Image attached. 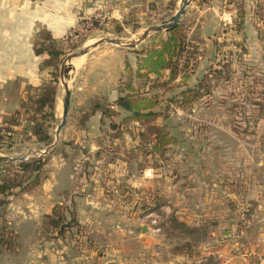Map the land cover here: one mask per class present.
Listing matches in <instances>:
<instances>
[{"label":"rangeland","instance_id":"374dc122","mask_svg":"<svg viewBox=\"0 0 264 264\" xmlns=\"http://www.w3.org/2000/svg\"><path fill=\"white\" fill-rule=\"evenodd\" d=\"M196 1L191 0L188 7L193 5L192 8L180 20L183 21L187 37L195 39L193 41L201 46L202 40H206V34L201 27L202 17ZM132 2L131 10L122 20L108 14L105 18H96L97 24L93 25L92 19L86 31L72 38L71 42L78 46L66 48V54L59 63L55 109L46 107L45 112L38 116L41 135H48L49 139L41 140L34 131V122L28 118L31 110L22 108L20 116L14 113L8 120H15L9 124L20 123V130H12L9 137L5 135V141L0 146V157L16 160L0 161V179L4 178V174L16 177L18 163L23 159L43 158L44 165L38 176L24 174V178L28 176L26 189L14 188L10 194L0 195V199L6 200L0 205V223L7 225L10 241L13 242L11 249L0 244V264L7 254L16 257L19 252L20 260L12 259L11 263L47 264L49 240L60 238L65 241L68 237V240L79 243L87 230H84L86 225L83 220L88 215H91L92 227L99 226V230L103 227L102 232H98L100 235L108 230V223L145 224L152 228L155 236L169 237L173 243L177 242L174 244L176 249L188 253L198 248L200 243L206 242L210 236L209 226L195 222L221 220L224 223L223 229L227 231L225 235L234 236L240 244H244V248L253 251L252 256L256 262L259 260L264 264V0L254 1L252 19L247 22L248 26H245L243 18L249 6L244 8L243 0H220L217 10L213 11L217 25V35L212 38L213 51H199V56L210 55L206 65L200 68L198 60L185 81L175 80L168 87H155L148 94H144V91L138 93L152 97L159 95L160 104L156 109L160 115L152 121L163 127L169 139L163 149L149 152L148 141L144 142V138L139 135L142 122L131 118V112L124 114L119 111L111 118L103 117L102 129L96 137L100 148L91 150L76 143L71 133L67 136L65 134V129L79 123L81 118V108L70 106L68 119L57 138L56 130L62 119L65 94L61 68L64 63L72 67L68 81L71 90L75 74L73 63L79 65V56L71 60L68 56L101 39L138 41L148 27L170 22L182 4V0ZM230 15H237L240 19L231 22ZM168 35L167 29L152 31L140 43H143L142 48H146ZM102 44L126 47L110 42ZM49 68L52 71L53 68ZM125 80L128 81L129 76ZM187 89H193L194 92L184 95ZM196 90L198 96L194 97ZM185 96L191 100L186 101ZM112 123L119 126L118 129L112 127ZM135 140L137 144L133 143ZM58 154L66 158L70 169L72 167L77 171L78 183L84 173L94 177L90 186L98 188L96 198L101 207L90 213H79L76 200L69 197L65 201L64 191L60 192L58 201H65L69 206L64 214L66 219H72V214H75L77 224L65 234L50 238L53 234L45 230L48 227L46 215L49 213L41 215L39 223L34 220L20 222L19 228L17 224L9 222L7 208L11 205L13 209L11 203L20 195V201L26 202L25 206L20 207V217L26 213L32 214L31 207L27 206L36 198L37 193L32 191L44 182L52 187L54 174H59L57 166L60 162L63 164L65 159L62 161L58 158L55 173H50L47 165L50 158ZM146 159L153 165H162L170 176L178 175L179 197L182 200L179 208L168 207L170 202L167 199L171 196L160 195L156 190L145 191L144 186H137L130 180L128 176L132 174L131 168L136 165L132 161L138 164L144 163ZM118 161L116 169L114 165ZM122 161L128 163L123 164ZM214 181L219 189L226 188L229 194L220 193L216 209L208 212L207 207L212 205V201L208 202L207 189ZM199 185L201 190L193 189ZM24 193L30 195L24 197ZM173 200L176 201V197ZM198 203L201 207L197 206ZM34 222L38 225L35 226ZM33 235H37L41 242L23 244L25 240H32ZM220 237H224L222 231Z\"/></svg>","mask_w":264,"mask_h":264},{"label":"crops","instance_id":"0c3cea01","mask_svg":"<svg viewBox=\"0 0 264 264\" xmlns=\"http://www.w3.org/2000/svg\"><path fill=\"white\" fill-rule=\"evenodd\" d=\"M254 1L243 0L244 8L249 6L243 18L246 21L245 26H248L247 22L252 19ZM196 2L199 15L202 17L201 27L206 34V40H202L200 50L209 53L214 47L212 38L217 35L213 11L217 10L220 0H197ZM132 4V0H0V126H10L15 132L20 130V123L9 124L8 120L20 109L22 101L28 95V90L41 85L50 77L51 69L42 67L47 53H37L34 46L35 39L41 30H48L54 38L63 39L70 36L83 19L103 14L107 8H109L106 11L107 14L122 20L131 10ZM192 6L190 5L191 8ZM190 7L187 8L186 14ZM239 19L237 15H230L231 22ZM142 47L143 43L133 48L102 44L92 47L85 55L77 57L80 63L79 65L73 63L75 74L70 106L75 109L81 108L79 114L82 115L87 110L88 101L92 97L99 96L115 103L113 107L118 111L128 114V110L116 104L117 87L125 74L127 62L133 67L137 66L143 55L140 52ZM209 56H200V68L206 65ZM150 76L154 77V75ZM176 80L179 81L181 78ZM102 119V112L97 111L85 124L75 123L70 129H65V134L67 136L71 133V136L76 138V143L82 144L83 147L91 150L98 149L100 143L96 137L102 129ZM117 142L121 141L117 140ZM133 143L137 144L136 140ZM58 158L65 160L63 164L61 162L58 164L59 169L56 168L59 174L57 176L54 174L55 181L52 182L49 178L52 187L44 182V185L32 191L37 193L34 202L27 205L31 207L32 214L26 213L20 217V207L26 204L20 201V195L11 203L13 209L11 205L7 208V217L11 224H17L20 228V222L34 220L39 223L41 215L52 212L54 205L59 202L62 191H70L69 196L76 200V209L79 213H90L101 207L96 198L98 188L90 186L94 177L84 173L80 176V183H78L77 171L68 167L66 158L61 154L50 158L47 165L50 167V173L57 172L55 165ZM119 162L114 165L116 169ZM122 163L128 162L122 161ZM132 163L136 165L131 168L132 174L128 177L134 184L144 186L145 191L156 190L160 195L171 196L167 199L170 202L168 207L179 208L182 200L179 197L180 180L177 174L170 176L162 165H153L147 159L144 163L137 164L133 161ZM193 189L198 191L201 187L199 185ZM207 190L208 202L212 201V205L207 209L211 212L216 209L217 196L220 193L229 194V192L226 188L219 189L215 181ZM29 195L23 194L24 197ZM174 197L176 201L173 200ZM199 205L200 203L197 206L201 207ZM35 222L33 224L37 226ZM83 222L86 225L84 230H87L79 243L68 240V237L65 241L60 238L49 240L47 264H262L259 260L256 262L252 256L253 251L244 248V244H240L234 236L227 237L225 235L227 231L223 229L224 223L217 219L195 222L201 226H209L210 236L191 253L183 250L176 251L174 244L177 242L173 243L172 239L164 235L155 236L152 228L145 224L138 226L134 222L108 223V230L103 233L104 235H100L98 232H102L103 227L102 230H99V226L92 227L91 215L85 216ZM220 231L223 232L224 237H220ZM33 236L32 240H25L23 244L41 242L37 235ZM12 259L20 260V252L16 253V257L7 254L1 264H13Z\"/></svg>","mask_w":264,"mask_h":264},{"label":"trees","instance_id":"16d2710c","mask_svg":"<svg viewBox=\"0 0 264 264\" xmlns=\"http://www.w3.org/2000/svg\"><path fill=\"white\" fill-rule=\"evenodd\" d=\"M96 18H93L92 24H97ZM79 27H76L72 33L79 34ZM169 35L163 37L159 42L151 43L149 47L143 48L140 52L143 54L136 67L131 66L129 62L126 64L125 74L120 79L117 87L118 97L116 104L120 107L131 112V118L142 122V129L139 132L145 141H148L149 152L163 149L168 143L166 133L163 127L153 123L160 112L156 107L160 104L159 95L154 97L148 95H138L139 92L144 91V94H148L150 90L155 87H168L171 82L175 81L181 76L182 81H185L190 77L191 71L194 70L196 63L200 56V46L193 40L187 37L184 29L183 21L180 20L178 24L168 29ZM72 38L67 36L63 39H57L52 36L48 30H41L35 39L34 46L37 53H47V57L44 60L42 67H51V76L48 80L44 81L37 87H31L28 90V96L25 98L20 106V109L16 111V116L22 114V108L31 110L29 113V119L34 122V131L41 140H47L50 137L48 135H41V127L39 126L38 116L44 113L46 107L55 109L56 96H57V83H58V66L62 58L66 54V48L77 47V43L71 42ZM150 75H154L151 77ZM129 76V80H125V77ZM141 81V83H140ZM193 89H187L184 91V95ZM194 92V91H193ZM198 96V91H195L194 97ZM186 98V99H185ZM186 101H190V97H184ZM108 100L104 97L95 96L92 97L87 103V110L79 118L80 124H85L86 121L95 112L101 111L103 117H113L118 114V110L114 108L115 103H108ZM15 120L12 119L13 123ZM38 126V127H37ZM112 127L118 129L119 126ZM114 128V129H115ZM12 132L10 127L0 126V146L5 141V135L10 136ZM153 138V139H151ZM8 163V162H2ZM44 159L38 158L35 160H22L18 163L19 169L15 172L16 177H9L4 174V178L0 179V195L10 194L14 188L26 189L25 184L28 176L24 178V174L29 173V176H38L39 172L43 169ZM14 174V173H13ZM12 175V176H15ZM68 191L64 192V200L70 197ZM5 198L0 199V205L5 202ZM65 201H59L53 207L51 213L47 214L48 229L50 232L49 237H58L65 234L69 228L77 224L75 214H72V219H66L65 211L69 209V206ZM72 209V207H71ZM73 211V210H72ZM74 212V211H73ZM43 229V228H42ZM4 222L0 223V244L5 245V248L11 249L12 241H10V231ZM13 235V233H12ZM176 251L180 252L179 249Z\"/></svg>","mask_w":264,"mask_h":264},{"label":"water","instance_id":"95a60500","mask_svg":"<svg viewBox=\"0 0 264 264\" xmlns=\"http://www.w3.org/2000/svg\"><path fill=\"white\" fill-rule=\"evenodd\" d=\"M190 2H191V0H182L181 6L179 7L178 11L173 15L170 22L163 23L160 25H153V26L148 27L144 31V33L141 35V37L139 38L138 41L124 42L123 40H121L119 38L101 39V40H98L97 42H95L94 44H92L91 46H87V47H84L82 49H79L78 51L73 52L72 54H70L68 56V59L71 60L74 57L83 55V54L88 52L90 47L97 46V45L102 44L104 42L121 44V45H124L126 47L133 48L137 44H139L142 40H144L150 34V32L161 31L163 29L168 30V29L172 28L173 26H175L176 24H178L181 17L186 13L187 7L189 6ZM71 69H72L71 65H69L67 63H64L62 68H61V75L63 77L65 94H64V101H63V115H62L61 122L59 123L57 130H56L57 138L61 132L62 127L65 125V123L68 119V115H69V108H70V103H71V90L69 88V84H68V81L66 79H69V72L71 71ZM13 160H16V158L0 157V161H13ZM23 160H25V159H23ZM146 229H147V227H146Z\"/></svg>","mask_w":264,"mask_h":264},{"label":"built area","instance_id":"2783aa9c","mask_svg":"<svg viewBox=\"0 0 264 264\" xmlns=\"http://www.w3.org/2000/svg\"><path fill=\"white\" fill-rule=\"evenodd\" d=\"M238 1H241V0H238ZM107 15H108V14L105 12V13H103V14H99V15H96V16H93V17H89V18H85V19H83V20L80 22L79 26H78L79 29H80L79 34L82 33V32H84V31H86L87 27L90 26L91 21H92L93 18H98V17H104V18H105ZM79 34H74V33H72V34L70 35V37H71V38H73V37H77Z\"/></svg>","mask_w":264,"mask_h":264},{"label":"bare ground","instance_id":"6f19581e","mask_svg":"<svg viewBox=\"0 0 264 264\" xmlns=\"http://www.w3.org/2000/svg\"><path fill=\"white\" fill-rule=\"evenodd\" d=\"M79 62V61H78ZM73 63V62H72ZM80 63V62H79ZM75 68V67H74ZM67 81H70V79L69 80H67Z\"/></svg>","mask_w":264,"mask_h":264}]
</instances>
